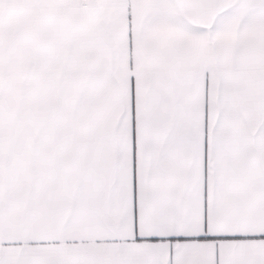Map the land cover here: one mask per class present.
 <instances>
[{"label": "snow or ice", "instance_id": "snow-or-ice-1", "mask_svg": "<svg viewBox=\"0 0 264 264\" xmlns=\"http://www.w3.org/2000/svg\"><path fill=\"white\" fill-rule=\"evenodd\" d=\"M0 264H264V0H0Z\"/></svg>", "mask_w": 264, "mask_h": 264}]
</instances>
